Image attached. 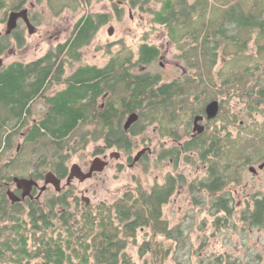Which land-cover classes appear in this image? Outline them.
Listing matches in <instances>:
<instances>
[{
  "label": "flooded vegetation",
  "instance_id": "1",
  "mask_svg": "<svg viewBox=\"0 0 264 264\" xmlns=\"http://www.w3.org/2000/svg\"><path fill=\"white\" fill-rule=\"evenodd\" d=\"M27 1L16 0L11 6L8 1H5L0 8L4 15L0 18V25H4L2 29L0 28V38L4 42L0 47V72L14 66L15 61L23 62V65H20L22 67L27 66L28 62L43 59L48 55H52L56 61L54 64L42 63L37 66L38 69L49 71L43 83L41 81V87L34 94L32 92L25 106H19L26 100L24 82L13 91L9 99L10 105H0V132L4 130L3 140L0 143V154L3 153L0 167L4 168L0 174V202L4 207L11 210L19 209V211L23 209V212H26L29 204L47 207L58 197H64L67 204L71 208L74 207L73 209L80 208L82 205H92L90 198L84 194L88 189L81 190L75 187L76 182L81 184L90 180L112 164L120 171L123 165L137 166L147 160L148 163L153 164L149 166L153 173L152 182L148 187L150 192L158 187L171 188L170 198H172L176 193L184 190L187 197L202 201L216 200L222 196L227 200L226 212L231 215L237 208L241 210L242 215H251L258 209L256 208L258 201L264 200V122L246 134V143L234 145L235 134L230 129L234 127V115H227V118L221 117L224 98L212 95L218 93L217 81L199 78L203 75V71L197 72L198 79L195 83L199 87V98L196 100V107L192 114L186 117L180 107L179 117L172 120L167 107H155L152 102L148 107V118L143 128V130L145 128L150 130L145 141L146 146L135 155L128 153L132 146V139L137 134L133 135L130 132L135 122L127 129H124V123L131 113L137 112L128 111L123 114L118 104L122 102L120 91L122 71L126 69L132 75L147 73L159 77L156 81L157 87L175 82L183 88L187 82L185 79L163 81L159 73H151L152 63L144 65L129 62L137 59L141 44L147 42L141 41L136 47L128 44L127 35L122 34L118 24L124 19L137 23L133 11L138 9L141 3L139 0H97L101 5L99 9H94L97 4L93 0H36L38 4L45 3V8L52 12L50 15L54 19L62 17L66 11L75 15L66 16L62 20H51L49 25L51 28L46 29L45 33L48 34L49 44L53 46L43 54L30 61L13 60L5 63L1 58L4 53L7 51L12 53L24 47L25 31L28 34H35L46 23L43 21V16L33 10L37 3L30 2V7H27ZM22 9H27V18L33 32L29 33L27 23L22 16L18 17L15 28L7 32L9 13ZM130 39L136 40L137 37H130ZM248 45L249 42L247 47ZM91 46H93V55L100 52L104 63H89L85 60V55ZM124 55L132 57L131 60L126 59L125 64L121 62ZM157 58H161L160 49ZM92 69L101 70L99 79H88L87 75H90ZM38 74L43 78L42 71ZM253 82L256 85H253ZM203 84H207L208 88L204 89ZM69 89H71L70 92L77 93L75 101L79 104L93 102L100 113L105 112L109 104H115L118 109L117 114L123 115L122 119L112 122L110 131L116 135L115 139L107 140L106 134L110 131L105 126L104 135L98 139L102 144L93 152L91 161L84 164L68 163V154L74 148V143L64 146L63 153L52 154L49 159L47 156L43 159L42 154L37 153L38 146L27 139L34 123L50 116L54 107V97ZM158 93V90L157 93H152L151 97L155 101L163 99ZM203 93L206 94L205 97ZM235 97L241 98L244 111L249 115L253 112L258 113L257 111L260 113L259 106L264 102V85L261 84L260 78L257 81H248L247 89L243 91L235 87L230 88L227 99ZM213 100L218 101L219 111L215 117H209L206 105ZM199 103L200 105L197 106ZM86 114L89 113L85 111L84 115ZM196 117L199 119L195 123ZM220 119L221 123L217 125ZM74 131L65 139H68ZM122 131L126 137L124 141L121 137ZM38 142L39 138L35 143ZM236 148L244 151L240 161L235 153ZM27 150L38 158L32 162L30 170L26 173ZM224 150L227 151L226 163ZM139 152L140 156L135 160ZM224 166L227 168L225 169ZM97 167H101L100 170ZM219 169L224 175L221 178ZM159 170L161 174L156 175ZM243 173H247L252 181H247L241 189L239 179ZM49 174L56 182L55 184L45 182ZM85 175L89 176L85 177ZM15 177L34 180L35 184L30 188L29 194L23 196L26 188L18 187ZM220 183L221 187H219ZM47 192L51 193L42 199ZM210 207L211 214L222 212L216 211L211 204Z\"/></svg>",
  "mask_w": 264,
  "mask_h": 264
},
{
  "label": "trees",
  "instance_id": "2",
  "mask_svg": "<svg viewBox=\"0 0 264 264\" xmlns=\"http://www.w3.org/2000/svg\"><path fill=\"white\" fill-rule=\"evenodd\" d=\"M5 1L0 0V8ZM153 1L159 5L152 11L153 21L167 28L169 38L182 48L180 57L186 64L203 71L199 78L211 81L212 70L220 55L231 56L227 69L218 71V93L221 90L229 93L232 87L243 91L247 89L248 81L259 80L256 73L264 69H261L264 67V0ZM250 40H255L258 49L256 55L248 53L247 42ZM3 43L0 38V47ZM158 55L156 45L143 43L135 61L124 55L121 62L125 64L126 59H130L129 62L133 64H151ZM234 58L236 61L232 66ZM55 61L52 55L28 62L25 67L20 66L23 62L15 61L14 66L1 71L0 105H10L13 91L24 82L26 100L19 106H25L32 92L34 94L41 87L49 71L37 66L42 63L54 64ZM41 71L43 78L38 74ZM100 73L101 70L92 69L87 75L88 79H99ZM197 74L186 76L184 79L187 82L183 88L175 82L157 87L159 77L147 73L132 75L124 69L120 85L122 102L118 104L123 114L128 111L138 113L130 132L135 135L143 130L152 102L155 107H167L172 120L179 117L181 108L189 117L199 98V87L195 83ZM203 88L207 89L208 85L203 84ZM70 90L54 97L50 116L35 122L27 136L28 141L43 151V159L48 152L49 157L63 153L64 146L71 143V136L65 138L77 127L93 125L89 131L80 133L79 141L84 143L90 139L98 140L104 135L105 126L110 131L112 122L123 118V115L117 114L115 104H109L105 112L100 113L93 102L77 103V93ZM157 90L158 95L163 97L160 101L151 97ZM85 111L89 114L84 115ZM258 127L255 125V128ZM3 131L0 132V143ZM106 137L111 141L116 135L110 131ZM121 137L123 141L126 140L124 131ZM37 138L39 142L35 143ZM244 143V134L237 133L234 145ZM242 152V149H235L236 155ZM223 153L226 163L227 151ZM1 156L3 153L0 159ZM3 171L4 168L0 167V174ZM219 171L221 178L224 175ZM171 194V188L158 187L150 192L140 183L132 182L126 184L120 196L110 202L99 201L77 209L71 208L64 197H58L47 207L29 204L26 212L23 209H7L0 202V264H139L137 260H142V264H248L261 258L259 253H250V258L244 261L228 250L203 253L209 244L204 243L205 237L202 243H190L188 234L180 224L170 226L163 217L162 207ZM210 204L216 211H222L212 219L217 230L236 225L233 224L232 215L226 212L228 206L225 198L220 196L210 200ZM256 208L251 215H242V219L252 226L264 227V200L258 201ZM129 244L136 247L137 259L128 252Z\"/></svg>",
  "mask_w": 264,
  "mask_h": 264
},
{
  "label": "rangeland",
  "instance_id": "3",
  "mask_svg": "<svg viewBox=\"0 0 264 264\" xmlns=\"http://www.w3.org/2000/svg\"><path fill=\"white\" fill-rule=\"evenodd\" d=\"M9 5H13L16 0H7ZM141 3L137 10L133 11L137 19V23L124 19L119 23L122 34L127 35L126 41L128 44H132L133 47L138 46L141 41H146L147 43L156 45L161 51V58H157L151 65V73H159L163 81L165 80H174V79H184L186 76L192 77L193 74L199 71L198 69H193L189 67L183 58L180 55L183 53L182 48L172 40L169 39L167 28L163 25L155 23L152 18V11L158 8L153 0L143 1L139 0ZM30 2L37 3L36 0H28L26 6L30 7ZM97 4L96 8L99 9L101 6L97 0H93ZM35 13L41 14L43 16V21H46L45 25L40 27V30L37 33L28 34L26 32L25 45L21 49H16L14 52L9 53L8 51L4 53L1 58L5 63L11 62L13 60H22L30 61L36 57L43 54L45 51L50 49L53 45L49 44L48 34L45 33L46 29H49L51 20H62L66 16H73L75 14L64 12L62 17L54 19L51 17L49 10L45 8V3L36 4ZM3 12L0 11V18L3 17ZM49 21V22H48ZM4 25H0L2 29ZM41 35V36H40ZM104 36V35H103ZM136 38V40L130 39ZM144 38V39H142ZM96 42V41H95ZM184 42V41H183ZM14 47H12L13 49ZM15 49V48H14ZM257 45L255 40H250L248 45V53L256 55ZM220 51V50H219ZM93 46L90 47V50L85 55V60L89 63L102 64L104 63L103 57L100 52H97L96 55H93ZM231 56L220 55L218 58L217 64L212 70L213 79L216 81L217 74L220 69H227L228 61ZM236 59L232 61V66L235 65ZM160 63L162 65H160ZM253 64V63H252ZM231 66V67H232ZM256 78H260L261 84L264 85V69L261 72L256 73ZM219 91V90H218ZM220 93H213L212 95H217L218 98H224L223 102V115L221 117L227 118V115H234V127L230 128L233 130L234 134L241 132L246 137V134L249 133L252 128H255V125H261L264 122V102L260 104V113L259 111L253 112L252 115H249L244 111L243 101L237 97L227 99L228 93L226 90H221ZM197 104V106H199ZM196 107V104H195ZM222 121L224 119L222 118ZM221 119L217 122V125H220ZM93 125H85L77 127L76 130L71 135V143H74V148L68 154V163L78 162L86 163L90 162L92 159V154L96 148L102 144L101 140H87L84 143L79 141V135L84 130L91 129ZM150 134L149 128H145L142 132L138 133L137 136H134L132 139V146L129 149L131 155H135L137 151L141 150L146 146L145 141L147 135ZM252 137V136H251ZM258 143V142H257ZM242 145V144H241ZM243 151V150H242ZM43 152V151H42ZM40 150L37 151L39 155L42 153ZM50 152L47 153V158L50 157ZM244 151L238 155L239 161L243 157ZM42 157V156H41ZM38 157L31 151L27 150V167L26 173L30 170L32 162H35ZM241 158V159H240ZM2 161V159H0ZM151 163H148L147 160H144L137 166H122V169L117 170L114 168L113 164L110 167L104 168L102 172L97 174L96 177L86 180L83 183L79 184L76 182L77 188L84 190L85 188L88 191L85 196L90 198L92 204H95L99 201L110 202L121 193V189L129 183H140L143 187H149L152 182L153 173L150 171ZM153 165V164H151ZM248 172V171H247ZM161 174V170L156 172ZM189 175V174H188ZM190 174L189 176H192ZM160 177V176H159ZM161 181V180H160ZM239 188L243 189V185L247 184V181H252L250 176L247 173H243L239 179ZM51 192H47L42 196V199L47 197ZM186 192L183 190L180 193H176L172 198L169 199L162 207L163 217L168 221L170 226H175L180 224L182 229L189 236L190 243H202L204 238V243H209L208 246L203 250V253H209L210 251L222 252L228 250L234 256L243 259L244 261L248 260L250 253H259L261 258L252 260L248 264H264V227L252 226L242 219L241 210L237 208L235 213L232 214L233 224H236L233 227L229 228H220L216 229L212 219L214 215H220L219 213H212L209 210L210 200H193L192 198L187 197ZM238 201V197H236ZM74 208V207H72ZM141 236L139 235V239ZM231 243V244H229ZM128 252L137 259V250L136 247L132 244L128 245ZM258 261V262H257ZM142 260H137V263L142 264ZM247 264V263H246Z\"/></svg>",
  "mask_w": 264,
  "mask_h": 264
},
{
  "label": "water",
  "instance_id": "4",
  "mask_svg": "<svg viewBox=\"0 0 264 264\" xmlns=\"http://www.w3.org/2000/svg\"><path fill=\"white\" fill-rule=\"evenodd\" d=\"M22 16L24 18V20L27 23L28 29H29V33H32V29H31V24L27 18V9H22L20 11H11L8 15V19H7V32H10L12 29L15 28L16 26V22L18 17ZM219 111V103L217 100H213L211 102H209L206 105V112L208 114L209 117H215L217 115ZM138 119V114L137 113H131L128 118L126 119L125 123H124V129L129 128V126L135 122ZM199 118H195L194 122L196 123L197 120ZM140 156V152L137 154V156L135 157V160H137V158ZM94 164H96V162H94ZM94 168V167H92ZM99 168L98 170H100L101 167H97ZM93 169H91L92 171ZM89 175H85V177H88ZM16 184L18 187H25L26 191L24 192L23 196L29 194V190L32 187V185L35 184L34 180L32 179H25V178H14ZM46 183H56L55 181H53L50 177V174L47 176V179L45 181Z\"/></svg>",
  "mask_w": 264,
  "mask_h": 264
}]
</instances>
